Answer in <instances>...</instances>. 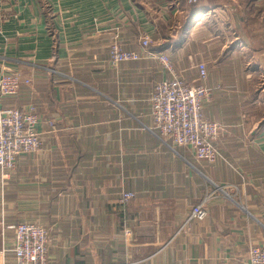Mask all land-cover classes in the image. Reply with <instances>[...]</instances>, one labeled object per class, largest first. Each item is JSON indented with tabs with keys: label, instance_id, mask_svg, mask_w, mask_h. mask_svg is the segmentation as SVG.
Masks as SVG:
<instances>
[{
	"label": "crops",
	"instance_id": "0c3cea01",
	"mask_svg": "<svg viewBox=\"0 0 264 264\" xmlns=\"http://www.w3.org/2000/svg\"><path fill=\"white\" fill-rule=\"evenodd\" d=\"M115 34L127 51L147 36L191 84L205 63L220 159L151 132L153 86L170 74L154 57L111 67ZM2 67L22 78L3 105L53 126L0 172V264L22 222L49 231L46 264H246L264 245V0H0ZM214 186L207 217L187 220Z\"/></svg>",
	"mask_w": 264,
	"mask_h": 264
},
{
	"label": "built area",
	"instance_id": "2783aa9c",
	"mask_svg": "<svg viewBox=\"0 0 264 264\" xmlns=\"http://www.w3.org/2000/svg\"><path fill=\"white\" fill-rule=\"evenodd\" d=\"M197 0H188L195 3ZM150 39H140L139 51L124 50L118 35L112 37L109 45L108 64L117 67L120 63L136 61L146 57H154L170 78L154 84L149 99V116L152 121L151 132L163 143L170 142L174 146L190 147L199 161L214 163L221 158L217 141L223 133L219 123L207 120L202 116V107L210 97V89L202 84L206 77V65L197 63L198 78L191 84L180 78L169 60L163 54H154L149 50ZM41 70L51 71L43 66ZM22 78L19 73L2 67L0 71V172L3 180H7L9 172L15 167L16 159L22 155L36 154L41 150L40 133L37 125L45 121L32 109L8 108L3 105L4 98L17 95ZM25 80V83H28ZM223 187L214 186V190L206 193L200 202L194 205L187 220L202 221L207 217V204ZM131 191L121 192L118 203L122 206L134 197ZM13 231V242L10 252L13 264H46L48 256L49 231L35 222H22L9 227ZM246 264H264V245H252L248 249Z\"/></svg>",
	"mask_w": 264,
	"mask_h": 264
},
{
	"label": "rangeland",
	"instance_id": "374dc122",
	"mask_svg": "<svg viewBox=\"0 0 264 264\" xmlns=\"http://www.w3.org/2000/svg\"><path fill=\"white\" fill-rule=\"evenodd\" d=\"M177 57H180V56H177Z\"/></svg>",
	"mask_w": 264,
	"mask_h": 264
}]
</instances>
